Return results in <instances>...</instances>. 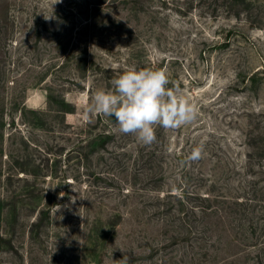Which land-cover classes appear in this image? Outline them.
<instances>
[{
    "label": "rangeland",
    "instance_id": "1",
    "mask_svg": "<svg viewBox=\"0 0 264 264\" xmlns=\"http://www.w3.org/2000/svg\"><path fill=\"white\" fill-rule=\"evenodd\" d=\"M79 1L0 0V235L7 241L0 246V264H123L124 256L128 264H264V205L255 208L253 235L247 222L238 227L226 218L202 239L190 233L182 241L173 237L187 230L156 219L134 220L127 214L129 199L83 175L84 153L87 173L103 171L100 158L108 156L103 148L112 143L96 140L101 131L118 126L115 121L103 125L95 114L91 122L84 118L87 93L67 78L74 70L67 65L51 74V64L63 62L71 44L56 49L55 36L41 28L37 38L30 28L36 8L48 28L61 31L65 25L53 9L76 8ZM143 9L141 24L149 21L145 33L162 36L147 40L129 66L143 64L145 55L162 57L159 70L167 72L169 87L198 109L190 124L165 129L162 148H181L190 160L188 154L203 144L214 150L213 160L220 157L236 169L251 153L257 178L264 166V0H147ZM100 13L113 17L126 10L110 7ZM81 21L77 18L76 25ZM131 24L135 28L136 21ZM86 38L89 66L127 64L123 42L110 37L108 52L98 47L101 38L93 32ZM254 71L252 83L248 75ZM86 84L95 86L93 94L107 90L90 75ZM66 102L74 111H61ZM40 207L48 209L51 221L31 238L29 224ZM117 211L122 217L107 223ZM92 217L103 220L102 232L86 239L87 229L97 226ZM55 230L62 232L60 239L52 237Z\"/></svg>",
    "mask_w": 264,
    "mask_h": 264
},
{
    "label": "trees",
    "instance_id": "2",
    "mask_svg": "<svg viewBox=\"0 0 264 264\" xmlns=\"http://www.w3.org/2000/svg\"><path fill=\"white\" fill-rule=\"evenodd\" d=\"M146 1L83 0L79 1L76 8L67 7L62 9V12L53 9L52 13L57 20L65 25L61 31L48 28L46 20L41 19L39 12L34 8L33 24L30 26L32 36L39 38L41 28H44L51 36H55L56 41L52 43L56 49L71 44L70 49L62 57L63 62L57 65L53 61L51 74L54 72L57 75L68 65L69 70H74L73 73H69L71 76L67 77L68 81L77 86L83 85L81 88L87 93V103L95 87L90 84L85 86L89 75L92 79L94 78V81L103 82L106 89L110 90L111 81L124 71L132 68L159 70L162 57L150 60L145 55L143 64L129 66L132 60L140 58L139 54L144 51L147 40L150 38L161 40V33L152 37L145 33L144 26L149 23L148 20L141 24L142 18L139 16L145 12L143 6ZM110 7L125 9L126 13L120 16L116 14L113 17H106L100 13L103 9ZM77 18L82 20L78 25H76ZM133 20L136 21L137 29L131 24ZM90 31L96 38H101L96 39L98 47H104L108 52L113 50L111 40L123 42V49L127 51V64L112 65L101 61V63L92 62V66H89L91 60H88L86 37ZM103 34L106 36L107 43L103 37H100ZM110 37L114 39L109 40ZM168 61L174 62L176 58L170 57ZM256 72L248 75V80L250 79L252 83ZM70 104L64 103L61 111L65 113L74 111ZM95 117L100 121L104 120L103 125L108 124L109 121H115L112 117L106 118L96 114ZM165 131L163 128H157L156 141L150 145H144L138 142L134 135L122 134L119 130L101 131L96 140L98 144H104L106 141L112 143L110 148H103L102 155H108L107 159L100 158L104 169L102 172L88 171L87 173L89 158L88 154L84 153L81 155L85 168L83 175L94 176L95 179L104 181L105 185L102 189H114L121 196L129 199L125 201L127 214L134 220L142 222L156 219L164 226L174 224L179 229L187 230L183 235L177 233L173 238H180L183 241L187 239V234L192 233L194 238L202 239L201 234L208 235L212 226L217 227L226 218H231L238 227L240 222H247L249 233L253 235L256 229L255 208L264 205V166L258 167V173L263 177L259 175L255 178L253 174L256 172L252 173L251 169L252 158L255 155L244 154V164L238 167L241 173H238L236 167H230L220 157L216 161L213 160L214 150L209 149V146H204L200 159L189 160L181 148L175 151H172L169 146L166 149L162 148ZM87 146L89 150L90 145ZM188 155L191 156V154ZM234 174L236 178H232ZM86 210L89 212V207ZM120 217L122 214L119 211L111 213L107 217V223L114 224ZM88 218L90 217L85 215V219ZM45 221H51L50 213L48 209L40 207L29 224L31 238L40 233ZM92 221L97 226L87 229L86 239L94 237V232H96L95 236H100L102 232L103 220L92 217ZM48 233L47 228L46 234ZM61 235L60 230L52 232L54 239H60ZM3 242L7 243L6 239L0 235V246Z\"/></svg>",
    "mask_w": 264,
    "mask_h": 264
},
{
    "label": "clouds",
    "instance_id": "3",
    "mask_svg": "<svg viewBox=\"0 0 264 264\" xmlns=\"http://www.w3.org/2000/svg\"><path fill=\"white\" fill-rule=\"evenodd\" d=\"M169 83L165 70L124 71L111 81L110 90H97L89 97L82 108L84 118L91 122L93 114L112 117L120 133L134 135L138 142L150 145L156 141L157 128L176 130L198 115L196 106L178 95ZM203 151L201 144L193 149L190 159H200ZM121 261L128 264V257Z\"/></svg>",
    "mask_w": 264,
    "mask_h": 264
}]
</instances>
